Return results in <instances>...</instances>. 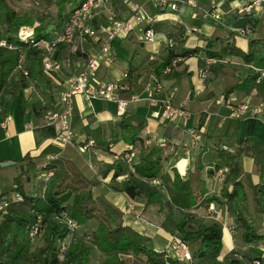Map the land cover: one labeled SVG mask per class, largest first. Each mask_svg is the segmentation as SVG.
Returning a JSON list of instances; mask_svg holds the SVG:
<instances>
[{
    "label": "crops",
    "instance_id": "obj_1",
    "mask_svg": "<svg viewBox=\"0 0 264 264\" xmlns=\"http://www.w3.org/2000/svg\"><path fill=\"white\" fill-rule=\"evenodd\" d=\"M109 1L105 10L99 9L93 14L95 23H107L109 13H115L121 19L129 18L130 12L126 6L124 10L117 9L119 6L123 7L121 0ZM141 2L144 4L145 12L154 19L152 24L155 31L154 40L149 43L141 41L145 25L138 26L125 37L114 38L111 42V61L101 62L94 78L98 82L122 80L123 73L128 72L130 67L141 71L150 62H160L168 52L166 49L168 38L174 41L173 53L176 55L198 49L197 53L178 57L180 61L175 66H169L171 69L165 72L168 75L157 80L164 92L173 93L174 105L181 106L188 112L184 122L176 125L161 121L155 115L159 111V103L151 106L146 100L153 92L147 86L139 93L142 100L138 103L130 102L126 107V112L132 116V124L143 125L140 138L145 144L156 145L162 149L163 159L170 155L164 163L163 177L143 181L134 175L133 165L139 162V146L128 145L122 140L118 127L120 117L116 116V105L113 102L104 100L87 102L81 95L75 96L72 139L67 145L58 143L59 125L44 123V111L55 107L59 94L66 89V81L82 69L86 58L70 55L66 49L59 51V58L54 59L55 63L51 70L42 71L51 84V93L44 86L30 84L28 88L16 93L7 113L0 116V162H17L29 155L34 160L37 170L57 158L71 161L92 183L93 195L104 197L121 210L124 225L142 234L147 240V246L153 250L165 249V245L169 244L172 238L169 227L178 222L181 217L180 212L187 211L194 224L216 222L221 225L222 248L217 257L219 263L229 258L230 252L235 249L261 257L264 253L263 247L255 244L245 245L242 242V230L233 223L234 211L229 210L225 204L208 200L217 198L223 187V182L217 184L213 181L216 165L221 161L217 154L218 148L233 153L240 141L248 140L254 152L264 150V91L260 92L252 88L246 92L236 88L248 72L253 71L252 65H245L238 57L223 55L221 59H213L203 80L199 78L198 70L205 65L207 57L203 50L210 37H216L217 47H220L233 33L232 40L229 41L243 51L247 50L249 40H264V1L260 3L258 10L252 13L243 12L242 8L250 3V0H192V4H181L177 11L154 7L150 0H141ZM215 11H219L217 19L212 16ZM242 29L246 32L241 35ZM85 49L88 53H96L99 44L88 42ZM140 81L141 79L138 83ZM132 87V94H136V84ZM164 96L165 94L162 93L155 98L159 101ZM222 99L231 105L245 100H250L253 105L263 103L262 111L259 114L250 112L244 117L233 119L229 117L227 104L220 103ZM135 117H144L146 120L135 122ZM87 128L89 132L98 134L103 145L94 144L82 151L81 147L87 141L93 140L92 137L87 136ZM194 130L200 132L201 139L197 149L189 150L187 145L190 133ZM126 150L131 154L130 166L115 159ZM118 163L123 167V173L117 178L118 182L132 178L149 185H157L162 189L165 195L164 201H169L175 209L170 222L166 223L168 212L165 208L146 206L145 200L141 197L130 199L125 194L114 192L107 187L113 170L104 174L105 168ZM239 168L241 178L255 189L262 179L256 170L253 158L241 157ZM172 170L177 171L183 179H189L196 199L194 206H190L188 199L182 193L173 190ZM38 181V191L29 195H42L45 182L40 178ZM227 189L230 190L231 186L227 185ZM217 199L224 201L222 198ZM211 204L214 207L213 211L208 210ZM247 204L254 209L252 216L257 221L251 224L257 233L264 234V208H260L256 189L250 194L246 204L235 209L241 212L244 219H247L246 215L249 214ZM94 225L91 221L79 230L81 234L87 235L88 239L95 229ZM161 245L163 248H159ZM92 251H95L96 257L91 258L89 264H101L102 255L96 249ZM145 260L143 256L127 255L124 262L146 264ZM200 260L203 262L206 259L193 262L199 264ZM205 264L211 262L206 261Z\"/></svg>",
    "mask_w": 264,
    "mask_h": 264
},
{
    "label": "trees",
    "instance_id": "obj_2",
    "mask_svg": "<svg viewBox=\"0 0 264 264\" xmlns=\"http://www.w3.org/2000/svg\"><path fill=\"white\" fill-rule=\"evenodd\" d=\"M64 1L72 2L73 5L65 15L59 16L60 18L52 23L54 24L53 28V25L49 24L51 30H48L43 19H39L38 25H35L36 21L32 17L20 14L12 7V0H0V41H4L12 47V49L0 47V116L7 113L16 93L28 88L30 84L44 86L51 93V84L42 72L40 51L30 44L19 42L16 34L21 26L32 27L36 39L49 38L53 32L60 31L71 10L83 0ZM114 4L116 5V3ZM122 6L117 9L124 10L125 6L123 4ZM232 37L233 33L220 47H217V38L210 37L203 50L207 59H221L223 55H228L240 58L245 65H252L254 68L264 70V54H262L264 40H249L247 50L243 51L229 41L232 40ZM173 47L174 41L172 48L169 49L166 46L168 52L160 62H150L141 71L130 67L128 72H125L126 78L121 80L129 88L128 94L124 95L125 98L132 94L133 84H136V94H139L152 79L158 80L167 76L165 70L169 66L172 67V61L179 59L180 56L198 52V49H194L182 55H176L173 53ZM61 49L65 48L60 47L55 51L53 55L55 60H58ZM77 55L86 57L85 53ZM259 74L255 71L248 72L236 85V88L246 92L252 88H256L260 92L264 91V78L256 83ZM139 79H141L140 83H138ZM118 127L120 136L126 144L139 145V162L133 165L134 175L143 181L161 179L164 163L170 158V155L163 159L162 149L155 145L145 144L140 138L144 127L142 124H132L130 113L125 112L120 117ZM90 132L87 128V136L93 138L95 146H102L98 134ZM217 154L221 158L220 163L216 165L217 169H227L220 197H217L224 201L221 202L217 198L208 201L220 202L227 205L232 212L234 211L232 214L235 221L239 223L238 227L242 230L241 238L245 245L261 244L264 242V234L257 233L255 227L242 217L241 212L235 209L246 204L250 197L239 168V160L243 156L253 158L256 170L260 174L262 180L256 189L260 208H264V150L254 152L249 141L242 140L233 153L218 148ZM1 163L4 162L1 161ZM12 167L16 169V175L12 178L11 191L14 194H20L23 201L16 203L6 196L8 193L0 192V203L2 201L9 203L4 211L0 212V264H88L92 249H96L105 256V260L101 264H124L120 256L125 255L143 256L146 259V264H194L193 261L199 259H206L211 264H252L255 260L264 264V259H261L260 256H254L237 249L230 252L229 258L219 263L217 257L222 248L221 225L216 222L194 224L190 214L184 215L186 212H180L181 217L173 225V230H170V233L171 236L179 238L188 245L192 250V260L180 261L177 258H171L165 249L156 252L148 247L147 240L142 234L124 225L121 210L104 197L94 196L92 183L71 161L57 158L37 169L43 171L44 174L52 172L51 177L45 182L41 196H32L27 193L31 187L29 171L36 169L34 160L26 155L20 161L14 162ZM0 168H2L1 165ZM110 170H113V174L107 186L109 189L125 194L130 199L141 197L145 200L146 206L165 208L168 212L166 221L170 222L175 209L169 201H164L165 195L160 187L132 178L118 182L117 178L123 173V167L119 163L107 166L104 174ZM172 172L174 175L173 190L182 193L188 199L190 206H194L196 199L193 196L189 179H183L175 170ZM227 185L231 186L230 190L227 189ZM62 212L75 220L80 228L92 221L95 224V229L88 239L84 233L80 234V237L74 235L64 251L63 259L59 260L60 244L67 238L68 229L56 222L54 217ZM38 218L41 219V231L36 241L31 243L28 233Z\"/></svg>",
    "mask_w": 264,
    "mask_h": 264
},
{
    "label": "built area",
    "instance_id": "obj_3",
    "mask_svg": "<svg viewBox=\"0 0 264 264\" xmlns=\"http://www.w3.org/2000/svg\"><path fill=\"white\" fill-rule=\"evenodd\" d=\"M154 7L159 9L169 8L171 11H177L179 6L184 3L192 4V0H150ZM110 1L109 0H83L80 4L75 6L69 13L66 22L60 31L53 32L49 38L36 39L34 29L29 26H21L16 34L19 42L24 44H30L37 48L41 55V68L43 72L51 70L54 66L53 55L55 51L64 47L70 55H77L79 53H85L86 59L82 69L74 76L70 77L66 81V89L63 90L58 97L57 104L54 108L44 111L43 122L46 124L59 125V134L57 141L60 145H67L70 143L73 136V98L77 95H81L87 102L92 100H104L113 102L116 105V116L121 117L126 112V107L130 102L138 103L142 100L140 94H129L128 98L124 95L128 94L129 88L121 80L112 82H98L94 75L98 71L101 62H110L111 42L116 37H125L138 26L145 25L143 29V35L141 41L149 43L154 40L155 33L152 29L154 19L150 17L144 8V4L141 0H121V3L129 9L130 16L127 19H121L115 13L108 14L107 23H95L93 21V14L99 9L105 10ZM256 0L251 1L243 10L250 11L254 8ZM214 18H219V11H215L212 15ZM195 31V29H192ZM246 31H240V34H245ZM88 42L99 44V50L96 53H88L85 46ZM168 48H172L173 41L171 39L166 40ZM0 47H7L12 49L10 45L4 41H0ZM180 59H175L172 64H176ZM213 59H206L204 67L198 70V76L200 79H204L208 73V69L212 64ZM256 73H260L256 79V83H259L264 78V70L251 67ZM169 71L166 68L165 72ZM123 78H126V74L123 73ZM147 87L152 89V95H149L146 100L151 106H156L159 103V111L155 114L163 122H170L177 125L179 121L187 118L188 112L181 106H176L173 103L174 95L172 92H164L161 84L152 79ZM165 94L161 100H156L155 97ZM228 102V101H227ZM219 103V101H218ZM220 103L227 104L229 108V117L238 119L246 116L248 113L259 114L262 111V105H253L250 100H245L241 103L231 105L229 102H224V99ZM201 139L200 132L194 130L190 133V139L187 148L197 149ZM94 145L93 140L87 141L81 150L84 151L87 148ZM116 161L124 162L128 166L132 164V158L129 150L122 152L115 157ZM226 168H220L215 171L213 181L217 184H221L224 181ZM52 175V172H47L43 175V181L46 182ZM14 202H22L23 197L20 194H14L12 199ZM7 201L0 203V212L8 206ZM209 211H213V207H208ZM55 221L61 225H64L68 229L67 238L64 239L59 248L58 258L62 260L64 257V251L69 246L73 236L80 228L78 223L70 218L65 212L55 215ZM41 231V219H37L32 225L28 237L31 243H34ZM167 255L168 251L175 254V258L180 261H191V255L187 245L179 238L172 236L168 247L165 248ZM157 252V250H155ZM261 259H264V253L261 255ZM252 264H260L259 260H255Z\"/></svg>",
    "mask_w": 264,
    "mask_h": 264
},
{
    "label": "rangeland",
    "instance_id": "obj_4",
    "mask_svg": "<svg viewBox=\"0 0 264 264\" xmlns=\"http://www.w3.org/2000/svg\"><path fill=\"white\" fill-rule=\"evenodd\" d=\"M250 1H253V0H250ZM263 1L264 0H259V1L256 0V4H255L253 9H251L250 11L243 10V12L252 13V11L258 10V8L260 7V3H263ZM72 5H73L72 2L71 3H66L64 0H12V7L16 11H18L20 14H24L25 16L32 17V19L34 21H36L35 25H38L37 23H38L39 19H43V23L45 25H47L48 30L50 29V25L49 24L54 23L61 16L65 15V13L71 8ZM243 7H245V6H243ZM52 25L54 26V24H52ZM108 80H109V78H108ZM114 80H111V81H108V82H112ZM56 94H58V93L56 92ZM261 104L263 105V103H261ZM147 105H148V103H147ZM150 111L152 112V110H150ZM145 120L146 119H144V117H135L134 118L135 122H144ZM184 121H185V119L181 120L179 123L184 122ZM162 155H163V153H162ZM20 169H21V167H20ZM40 172H43V171H38L35 168L29 171L31 187H30V189L27 190L28 194L31 193V192L35 193V192L38 191V189H37L38 182H39L38 178H40V180H42L44 178L42 176V174H44V173H40ZM226 173H227V171H226ZM15 175H16V170L12 166H7V167L0 168V192L8 193V194H6V196L9 199H13L14 198V193L11 191V186H12V178ZM263 181H264V178H263ZM245 183H246V186H247V188L249 190V193L253 194V191H255L256 188L255 189L252 188L246 181H245ZM154 186H157V185H154ZM161 191H162V189H161ZM216 191H217V188H216ZM256 191H257V189H256ZM218 197H220V194H219ZM247 205L249 207V214L246 215V218H247L246 221L249 222L250 224L257 222L255 219H253V216H252L254 209L250 208V204H247ZM211 206L213 207V204H211ZM187 213L188 212L186 211V213H184V215H188ZM211 221H213V220H211ZM166 223H167V221H166ZM233 223L235 225H237V226L239 224V223H237L235 221V219H233ZM173 227L174 226H170L169 229L173 230ZM80 234H81V231L79 230V231H77L75 236H77V237L79 236L80 237ZM225 237H226V234H225ZM167 247H168V244L165 245V248H167ZM187 247H188V245H187ZM258 247H263L264 248V242H262L261 244H258ZM159 248H163L162 245ZM188 250L190 252L191 260H192V250L189 247H188ZM94 253H95V251H91L90 252L89 261H90L91 258H95L96 257V253H95V255H94ZM168 253H169V256L171 258H175L176 257L175 254L172 253L171 251H168ZM101 257L103 259L102 261H104L105 260V256L102 255ZM120 258L124 261V259H126V255L125 256H120ZM206 261H208V260H203V262H201V260H200L199 264H205ZM88 264H89V262H88ZM124 264H125V262H124Z\"/></svg>",
    "mask_w": 264,
    "mask_h": 264
},
{
    "label": "water",
    "instance_id": "obj_5",
    "mask_svg": "<svg viewBox=\"0 0 264 264\" xmlns=\"http://www.w3.org/2000/svg\"><path fill=\"white\" fill-rule=\"evenodd\" d=\"M262 54H264V49H262ZM14 162L12 161H8V162H4V163H1V167H7V166H13ZM21 170H23V168L21 167Z\"/></svg>",
    "mask_w": 264,
    "mask_h": 264
}]
</instances>
